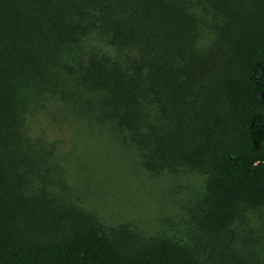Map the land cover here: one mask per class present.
Masks as SVG:
<instances>
[{"label": "trees", "instance_id": "obj_1", "mask_svg": "<svg viewBox=\"0 0 264 264\" xmlns=\"http://www.w3.org/2000/svg\"><path fill=\"white\" fill-rule=\"evenodd\" d=\"M66 131L203 175L190 241L106 223ZM263 214L264 0H0V264H264Z\"/></svg>", "mask_w": 264, "mask_h": 264}, {"label": "rangeland", "instance_id": "obj_2", "mask_svg": "<svg viewBox=\"0 0 264 264\" xmlns=\"http://www.w3.org/2000/svg\"><path fill=\"white\" fill-rule=\"evenodd\" d=\"M57 137L62 139L61 148L66 154L72 153V157L77 153L87 155V164L96 178L88 174L82 177L81 183L88 191L95 189L97 192L91 194L89 201L106 223L131 222L146 233L164 232L190 241L185 229L190 224L186 221L189 218L187 206L203 190V175L187 171L153 177L128 168L123 161L121 169L106 174L99 167L115 150L108 156L102 144L90 142L81 132L66 131ZM260 213L254 220L261 216Z\"/></svg>", "mask_w": 264, "mask_h": 264}]
</instances>
